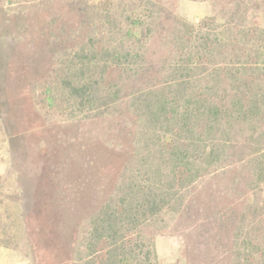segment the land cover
Listing matches in <instances>:
<instances>
[{
  "label": "trees",
  "instance_id": "1",
  "mask_svg": "<svg viewBox=\"0 0 264 264\" xmlns=\"http://www.w3.org/2000/svg\"><path fill=\"white\" fill-rule=\"evenodd\" d=\"M240 6L190 22L142 5L125 20L109 14L106 27L49 30L52 56L66 58L46 100L62 90L68 119L115 120L128 154L110 166L113 193L94 204L84 264H169L152 231L166 210L185 231L188 264L264 256L254 235L264 225V28Z\"/></svg>",
  "mask_w": 264,
  "mask_h": 264
},
{
  "label": "rangeland",
  "instance_id": "2",
  "mask_svg": "<svg viewBox=\"0 0 264 264\" xmlns=\"http://www.w3.org/2000/svg\"><path fill=\"white\" fill-rule=\"evenodd\" d=\"M111 1L109 12V0H0V264H84L95 205L113 193L112 184H104L110 166L128 158L116 141L115 120L68 119L62 90L52 91V104L46 100L45 88L61 80L66 58L52 56L46 44L51 27L79 32L81 19L84 31L106 27L109 14L125 20L142 5L198 22L222 16L234 2L246 24L264 28V0ZM256 192L264 202V186ZM177 223L178 215L166 210L153 226L162 263L188 264L187 238ZM254 232L264 246V225ZM254 264H264L257 250Z\"/></svg>",
  "mask_w": 264,
  "mask_h": 264
}]
</instances>
